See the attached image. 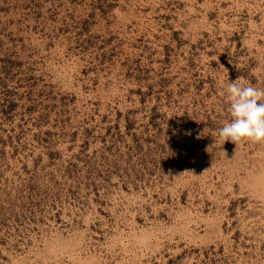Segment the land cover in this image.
Wrapping results in <instances>:
<instances>
[{"label": "rangeland", "instance_id": "374dc122", "mask_svg": "<svg viewBox=\"0 0 264 264\" xmlns=\"http://www.w3.org/2000/svg\"><path fill=\"white\" fill-rule=\"evenodd\" d=\"M0 264H264V0H0Z\"/></svg>", "mask_w": 264, "mask_h": 264}]
</instances>
